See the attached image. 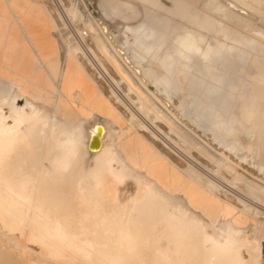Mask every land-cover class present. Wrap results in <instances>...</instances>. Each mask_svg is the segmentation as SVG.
<instances>
[{
    "label": "bare ground",
    "instance_id": "bare-ground-1",
    "mask_svg": "<svg viewBox=\"0 0 264 264\" xmlns=\"http://www.w3.org/2000/svg\"><path fill=\"white\" fill-rule=\"evenodd\" d=\"M49 1V4H60V26L55 25L49 17L48 2L45 0H5L7 6L16 11L12 18L6 20L9 31L18 38L15 47L16 44L20 46L19 40L22 41V48L27 46L26 51L43 66L48 80H35V88L29 89V86H25L28 77L20 70L15 71L16 68L11 69V75L2 71L7 74V78L4 74L0 75L1 224L11 233H27L28 241L37 244L47 256L60 260L70 259L73 264H79L77 254L83 259L81 264H130L127 259L134 254L139 242L144 248L152 246L155 259L152 264H189L184 248L192 241L195 247L204 250V264H213L216 259H228L229 264H239L241 262L233 256L238 257L241 248L253 252L246 264H261V239L256 235L248 236L245 228L232 224V220H235L244 225L254 220L253 217L247 213L235 193L224 187L220 179L217 182L201 166L192 162L193 157L181 153L178 144L169 138V133L176 135L181 144L189 147L190 152L204 155L213 161L206 155L205 149L194 142L192 136L180 134L177 128L172 127L175 118L168 117L171 113L164 108L155 93L156 90L167 100L179 92H185L187 95L184 96L192 99L203 97L190 102L193 109L191 120L201 128L197 114L205 108L208 109L206 118L212 119L217 112L216 104L223 103L212 100V91L218 85H224L226 81L233 82L244 74V69L227 66L224 62V57L233 54L241 44V37L237 36L250 31L255 37L264 40V31L251 27V19L258 16L256 9L245 0H206L198 7L201 11L198 22L203 24L202 29L215 41V48L223 57L222 65H226L225 76H220L213 69L192 71L185 66L184 60L175 56L176 50L201 48L194 46L191 38L189 40L192 43H189L188 38L177 42L169 39V47L164 41H155L149 37H133V41L129 42L132 29L124 26L121 32L116 30L119 33L114 35L115 39L123 37V41L115 46L106 35L103 37L107 44L94 32L92 38L95 48L100 52L99 56L102 54L110 64L118 77L116 79L110 76L108 67L103 63L93 61L98 58V54H95L97 51L89 47L87 49L89 45L86 44L67 45L69 40L64 35L61 40L67 51L63 58L59 51L56 58L53 52L45 53L53 42L49 39L52 37L50 30H60L61 25H65L61 17L66 16L70 20L82 17L74 3L65 6L62 0H58V3L56 0ZM197 1L178 0L177 3L187 6ZM252 1L264 5V0ZM96 5L100 9V2ZM132 7L135 8L134 5ZM90 13L87 10L89 17ZM97 13L101 21L108 19L102 10L101 14L106 19L99 11ZM92 21L85 24L81 21L84 24L82 26L93 30ZM235 26L244 31L240 32ZM99 29L105 32L103 26L100 25ZM254 44L253 40L252 48ZM256 47L258 51L254 52L251 60L253 63L259 61L257 56L261 46L258 43ZM111 51L130 72L127 71L135 76L134 79L141 86L138 87L143 91L128 82L124 67ZM127 56L133 65L139 67L140 75L129 65ZM81 60L96 69L94 74L108 87L113 101L105 96L101 89L103 85H99L87 72ZM11 64L8 68L13 66ZM152 66L157 67L156 71ZM169 68L182 75H171ZM56 77L59 78V85L55 93L53 83ZM245 77L248 86L264 82V66L260 63L253 74L248 72ZM142 79L151 82L143 83ZM174 83L176 91L170 96L166 90ZM122 84L126 85L127 93L120 91L119 86ZM204 85L206 93H198ZM130 95L136 99L133 100ZM245 103L240 109L242 115L249 116L259 111L255 101L254 106ZM185 104V100H181L178 108L182 111ZM158 105L168 115L162 113ZM121 109L128 113L127 118ZM150 115H153V119H150ZM233 116L234 112L232 115L230 113L226 122L229 123ZM95 119L102 120L107 133L100 140L101 147L92 150L93 147L90 148L88 143L86 124ZM137 121L138 125L134 124ZM157 122L168 126V134L155 125ZM226 127L224 136L231 137L233 129L228 124L225 126V122L218 128L217 134H222ZM222 138H219L220 145L224 142ZM157 142L185 160L186 166L180 167L164 156L156 147ZM249 147H239L237 150L246 151ZM227 151L229 154L235 153V143H230ZM239 161L244 162L243 159ZM214 163L217 170L221 169L217 161ZM226 170L232 172L229 166ZM203 177L208 179L206 183L202 181ZM235 177L237 180L244 179L238 173ZM71 179L74 180V187L70 190L66 184ZM127 181L132 182L135 189L129 193L125 190V194H121L119 188L125 186ZM56 185L65 187L58 188ZM71 192H76V196H69ZM221 192L233 195L231 197L235 198L236 204L223 199ZM62 194L68 197H61ZM58 199L67 200L68 203L58 204ZM223 217H228L226 223L222 222ZM72 227L80 231L89 229L92 233L102 231L103 235L94 239L72 236L69 233ZM140 228L147 230L146 237L136 234ZM236 235H242L241 242L235 239Z\"/></svg>",
    "mask_w": 264,
    "mask_h": 264
},
{
    "label": "rangeland",
    "instance_id": "rangeland-1",
    "mask_svg": "<svg viewBox=\"0 0 264 264\" xmlns=\"http://www.w3.org/2000/svg\"><path fill=\"white\" fill-rule=\"evenodd\" d=\"M48 1L45 0L46 3ZM56 1L58 3V0H56ZM62 1L65 4V6H69L72 3L76 4L78 11L82 14V17H78V18L72 19V20L67 19L66 16L65 17L63 16L64 18L61 17V19L65 23V26H67L68 23H70L71 25L73 24L75 26L74 28L78 29V30L82 29V27H84V29L87 30L88 35H89V38L87 41V45H89V46H87V49H88V47L92 48L94 50V52L95 51L98 52V50H96V48H95V43H94V40L92 38L95 36V33L97 35H100V37L105 41L106 44H107V42H106L107 40H106V38L104 39L103 35H106V37L108 39H110L111 42L115 46H118V44L123 41V37H117V39H115L116 37H114V35L116 33L121 32L124 26H135L139 22V20H141L142 15H144V12H145V8L143 6H141L140 4H138L132 0H62ZM121 1L131 2L135 6V8L141 13V16L139 18L129 20L128 23H124L120 17V12L118 10V11H114L111 14L110 18L107 20L101 21L98 13H97V15H93L92 13H90L91 17H88V19L86 21L84 20L86 18V13H87L86 8H88V4H90L93 7V9H95V10H96V4L98 2H104L106 4H109L112 8L118 9ZM204 1H206V0H198L196 4H193V5L191 4L188 6L191 7L192 11L199 16L201 11L199 10L198 7L201 6ZM245 1L256 9L257 15H258V16H254L255 18L253 17V19H251L252 24H253L251 27L258 29V30H261V31H264V14H263L264 13V5L262 6V5L254 2L252 0H245ZM49 2L47 3L49 17L55 23V25L60 26L61 21L59 20V17L56 18L54 16V14L52 12V3L49 4ZM159 2L165 7H174L178 4L177 3L178 0H159ZM53 4L56 6V13L58 16V14H59L58 6L60 8V4L58 6L55 3H53ZM260 7H262V8H260ZM148 9L151 10L150 8H148ZM152 12L154 13L155 10L153 9ZM260 14H262V15H260ZM125 15L128 18L131 17L130 12L126 13ZM81 21H83L84 24L87 21L88 22L92 21L91 25H92L93 30L92 29L88 30L87 28H85V26H82L84 24ZM94 22H96L99 27H100V25L103 26V29L105 30V32H102ZM112 28H115V30ZM236 29H238L240 32L244 31V29L239 28V27H236ZM116 30H119V32ZM50 32H52L51 35L53 38L49 37V39H51L53 42H52L51 47H49L48 49L45 50V53L48 54L50 52H53V54H55V58H56L57 52L59 51L60 56H62L61 58H63L65 56V54L60 53L58 41L53 36L54 29L50 30ZM246 33H248V34H246ZM66 35H68V33ZM242 35L246 36L249 39L254 40V42H255V44H254L255 46L253 47L254 52L258 51V48L256 47V45L258 43L260 44L261 49H264V40L261 39L262 37H258V36L255 37L254 33L251 34L250 31L249 32L245 31L244 33H242ZM251 35H252V37H251ZM11 37H12V40H11ZM119 39H120V42L118 41ZM68 40L71 41L70 39H68ZM128 40H129V42H132L133 37L129 36ZM14 41H15L14 35L9 31V28L6 27L5 30L2 32V34L0 35V49H1V51H0V53H1L0 54V75H2V76L5 75L4 77L7 78V74L11 75L10 72L12 70H15V68H16L15 71L19 72V70H20V72H22V73L24 72L23 74H25L28 77L29 80L25 81V86H27V87L29 86L28 87L29 89H34L35 86L33 85V81L39 80L41 82H44V81L48 80L46 77V74L43 71L44 68H43V66L40 65L39 61L34 59V57L31 55V53H29L28 51H25L24 48H22V51H21V49L18 46L15 47ZM69 41L66 42V44L72 45V43L70 44ZM116 41H117V43H116ZM57 47H58V51H57ZM108 48L110 49V47H108ZM97 52H95V54H98L97 55L98 58L93 60V61L95 63H98V64L103 63V65L105 67H108V71H109L110 76L117 79L118 77H117L116 73L114 74V70L111 68L110 64H108L106 62L105 57L103 58L102 54H101L102 57L99 56L100 52H98V53ZM112 54H113V52H112ZM113 55H115V54H113ZM28 56H29V58H28ZM15 57H16V59H15ZM260 57L264 58V55L261 54ZM1 58L3 60H1ZM13 58H14V60H13ZM102 58L104 59V61ZM117 58H118V62L122 65L123 63L121 62L119 57L116 56V59ZM126 60L128 61L129 65H132L133 70H135L137 72V74H139L141 72L139 67L133 65L130 62L128 56L126 57ZM97 61H99V62H97ZM15 62H17V63H15ZM26 62L28 63V65ZM82 62L86 66L87 72L93 76L95 81L99 85L100 84L103 85L101 88L103 90L102 92H104L105 96L109 99L110 98V94L108 91L109 89H108V87L106 88V85L103 84L102 80L97 79V75L94 74V70H96V69L91 67V65H86L85 64L86 62L84 60ZM224 62L227 63L226 60ZM10 64L13 66L8 68L10 66ZM14 64L15 65L17 64V65L14 66ZM35 65H37V66H35ZM20 66H21V68H20ZM225 66L222 65V63L218 64L214 70H217L219 72L220 76H225L226 75V74H224L225 73V69H224ZM231 67H233V66H231ZM91 68H93V69H91ZM124 69L126 72L128 82L130 84L133 83V87L136 88L137 90L143 91L140 88L141 86L137 82V79L136 78L134 79L135 76L132 75L131 73H129L130 71L128 69H126L125 67H124ZM152 69L154 71H156L157 67L152 66ZM169 70L171 72V75H182L181 73H175L173 69L171 71V68H169ZM2 71L7 72V74L2 72ZM183 71H182V73H183ZM185 71H186V69H185ZM233 71H234V69H233ZM249 72L253 74L254 70L252 68H250ZM190 74H192L191 71H190ZM245 74L246 73H245V69H244V74L242 76H239L233 82L226 81L224 85H218L217 88L214 91H212V94H214L213 95L214 97H212V100L216 101V102L223 101V103H221V105L216 104L217 105L216 106L217 112H216V114L213 115V118L210 120H208L206 118V113L208 110L206 108L197 114L199 117L198 119L200 120V123L202 126L201 128L197 127V122H193L191 120L192 115L190 113H191V111H193V109H192L190 102L197 101L198 99H203V97L198 96V98L192 99L189 96H184V95H187L185 92H182V93L179 92L178 95H175V97H172L171 100L170 99L167 100L164 98V96L159 95L157 93V91L155 90V93L157 96H159V99L161 100L162 105L164 106V108L166 107L171 114L168 115V113L166 111H164V109L158 105V107L160 108L162 113L167 114L170 119H171V117L175 118V120L172 123L173 124L172 127L177 128V131L180 134L192 136V139L194 140V142L196 144L202 146L205 149L206 155L209 156L210 158H212L213 161H211L207 157H204V155H199L196 152H192V151L190 152L189 147L181 144L180 140H179L180 141V143H179V141H178L179 138L177 139L176 135H175L176 136L175 137L174 134L173 135L170 133L168 134V132H169L168 126H166L164 123L157 122V123H155V125L160 127L165 134H168L169 138H171L174 142H176L178 144L180 150L182 151L181 153H183V154L185 153V155L187 154L188 156L193 157L191 159L192 162L197 163V165L199 167L201 166V169L205 170L207 172V174H209L211 177L215 178L217 180V182L220 179L219 181H221V183L224 187H226L229 191L235 193V195L238 196L237 199L244 204L243 207L247 210V213L251 217H253L254 220H251L244 225L235 221V220H232V224L235 227L245 228V232L248 234V236L253 237L254 235H256L258 238L261 239L260 249H261V253L263 256L261 258L262 260H260V263L264 264V151H263L264 150V137H262V135L264 136V91H263L264 90V86H263L264 82L258 83L256 86H253L252 84L250 86H248V82H246ZM142 82L143 83H150L151 81L149 80L147 82V80L142 79ZM53 84H54L53 85V91L56 93L57 89H58V85H59V78L58 77H56ZM122 85L119 86L120 91L122 93H127L126 85L125 84H122ZM138 86H140V87H138ZM205 88H206V86L204 85L202 89H199L198 93H200V94L206 93L207 90H205ZM225 89L230 90V92L224 91ZM233 90H241L242 92L248 93L247 97L242 101V107L244 106V102H246L245 104H247L248 106H252V105L254 106V101H255V103L257 105V110H259V111H257V113H255V114H250L249 116H248V114L242 115V113L240 111V109H242L241 102L239 100H237V97L239 98L241 96L240 94L242 92L239 91V95L235 96L232 93ZM175 91L176 90H175V83H174V84H171L170 86L167 87L166 94H169L171 96L173 94V92H175ZM260 91H261V93H259ZM258 94H260V95L258 96ZM129 97L132 98L133 100L136 99V97L134 95H130ZM185 97H187V98H185ZM183 99L185 100V103H186L184 105V109H183L185 111H183V110L181 111L178 108L179 102ZM110 100L113 101L111 98H110ZM121 111L123 112L125 118H127L128 113L122 109H121ZM233 112H234V116L232 118H230L229 123H227L226 120H227L229 114L231 113V115H232ZM248 118H250V119H248ZM150 119H153V115H150ZM224 122H225V126H227V124H228V127L233 129V134L231 137L224 136V133L226 132L227 127L222 131V134H219V133L217 134L218 128ZM134 124L138 125V121L134 122ZM86 129L88 132V143H89L90 148L92 146L93 147L92 150L99 149L102 145V142L100 140H102V138H104V135L107 133L102 120L101 119H95V120H91V121L87 122ZM220 136H222L223 137L222 139L224 140L222 145L219 144ZM95 143H97L96 146L94 145ZM230 143H235V150L236 151L233 154H229L227 151L228 146H230ZM155 144H156V147L159 149V151L161 153H163L164 156L169 157L175 164H177L180 167L186 166L185 160L180 158V156H177L175 153L170 152L169 150H167L165 147H163L158 142ZM249 144H251V145H249ZM252 145L254 146V150H252L253 149ZM238 146L239 147L250 146V147H249V150L238 151L237 150L239 148ZM90 148H89V150L92 152V150ZM202 157H203V159H202ZM240 159H243L244 162H240L239 161ZM214 161H217L219 163V165L221 166V169L217 170L218 167L214 163ZM228 166L232 169V172L231 171L228 172V170H226V167H228ZM236 173L242 175V177L244 179L237 180L235 177ZM207 180L208 179H206L204 177L202 178V181L205 183L207 182ZM67 182H68V184H66V187H68L70 190L73 189L74 180L71 179ZM249 183L251 185H249ZM56 187L61 188V187H65V186L56 185ZM134 189H135V187H134L133 183L129 182V181H127L125 186H122V187L120 186V188H119L121 194H125V192L127 190H128L127 191L128 193H129V191L132 192V191H134ZM255 189H257V190H255ZM71 195L76 196V192H71V194L69 196H71ZM220 195L223 199H225V200H227L233 204L234 203L236 204V202H237L235 200V198L231 197L233 195L225 194L223 192H221ZM61 197L66 198L68 196L65 194H62ZM242 199H244V200H242ZM58 200H56V201H58ZM58 202H59L58 204H63V205L68 203L67 200H59ZM251 203H253V204H251ZM227 220H228V217L222 218V222H224V223H226ZM255 221H257V222H255ZM210 231H212V230L210 229ZM69 233L72 236H78L81 238L88 237L90 239H94L96 237L100 238L103 235L102 231H97V232L92 233L91 230H89V229L80 231L79 229L73 228V227L71 229H69ZM87 234H88V236H87ZM136 234L139 237H146L148 235V232L146 229L140 228ZM20 235H21V237H20ZM236 236L237 237H235V239L238 242H241L242 235H236ZM93 242H95V241H93ZM137 246H138V248L134 251V254L127 259L128 262L130 264H152V262L155 260L154 256H153L154 250H153L152 246H150L149 248H144L143 244L140 242L137 244ZM0 253H1L0 254V264H12V263L13 264H21V263L22 264H73L70 259H61L60 260V259H55V258H51V257L47 256L45 254L44 250H40V247L37 244L31 243L28 241V234L27 233H22V234L11 233L7 230V228L4 225L1 224V222H0ZM184 253H185V257L188 260L189 264H204V262L206 260V257L204 256V250H202L201 248L195 247V242H193V241L191 242V244L189 246H185ZM252 254H253L252 251H250V250L246 251L245 248H241V251L239 252L238 257H236V255H234L233 257L235 259H238L241 262L239 264H246L250 259V255H252ZM77 256H78L77 261L79 264H81V262H83V259H82L80 254H77ZM10 257H12V258H10ZM242 258H244V259H242ZM6 259H8V260H6ZM22 260L24 262H22ZM41 260H43L42 261L43 263L41 262ZM213 264H229V260L228 259H216Z\"/></svg>",
    "mask_w": 264,
    "mask_h": 264
},
{
    "label": "crops",
    "instance_id": "crops-1",
    "mask_svg": "<svg viewBox=\"0 0 264 264\" xmlns=\"http://www.w3.org/2000/svg\"><path fill=\"white\" fill-rule=\"evenodd\" d=\"M3 1L0 0V33L1 34L7 27V22H6L7 18L8 17L12 18V16L15 15L16 13L14 9H11L7 6L5 0ZM132 1H135L136 3L143 6L145 8V12L144 15H142L141 20H139V22L135 26H128L131 27L132 29L130 31V36L149 37V39L155 41L161 40L165 42V45L167 47H169V39L172 42H177L180 39L188 38L189 43H192V41L189 40V38H191L193 40V45L194 46L198 45L201 48L197 50H190V49L176 50L175 56L184 60L185 66L192 71H204L207 69L214 70L218 64L222 63L223 57L221 56L220 51L215 48L216 46L215 41L212 39L211 35L206 32V30L202 29L203 24L198 22V15L192 11L191 7L182 4H178L174 7H165L159 2V0H132ZM126 2L127 1L120 2V7H118V9L112 8L109 4H106L104 2H100V9L99 6L96 5L98 6V10L97 7L96 10L97 12L99 11L100 14H101V10L105 12L106 16L109 19L114 11L119 10L120 12L123 8V11H121L120 13V17L122 21L124 20L126 23H128L129 21L128 19L131 20L132 17L133 19L139 18L141 16V13L136 8L132 7L133 4L131 2H127L128 4ZM148 8H150L151 10H149ZM153 9L155 10L154 13L152 12ZM128 10L130 11L132 17L129 18L126 17L125 14L126 12L127 13L129 12ZM147 16L150 17L149 18L150 20L146 18ZM237 37H241L239 39L241 44L237 46V49L234 50L235 52L233 51V54L231 53L230 55H226L224 57V59L227 61L226 64L230 66L234 65V67L236 66L239 69H245V73H248L250 68L256 70V66H260V63L264 65V58L260 57L261 54L264 55V49L259 50V54L257 56L259 58V61H257V63H253L251 61L252 58L254 57V50L252 48L253 40L247 38L246 36H243L242 34H240ZM16 40H18L17 37H15L14 42H17ZM210 40H212V43H210L211 42ZM21 43L22 41L20 42L19 40L20 46L16 44V46H18L20 49H22L23 46L22 44H24ZM24 50L25 51L28 50L26 45H24ZM57 51H58V47H57ZM206 59H211V60L207 61ZM224 91L230 92V90L228 89H225ZM239 91L241 90H233L232 93L233 95L237 96L239 95ZM240 95L241 96L239 98L237 97V100L241 102V107H242V101L247 97L248 93L242 92Z\"/></svg>",
    "mask_w": 264,
    "mask_h": 264
},
{
    "label": "built area",
    "instance_id": "built-area-1",
    "mask_svg": "<svg viewBox=\"0 0 264 264\" xmlns=\"http://www.w3.org/2000/svg\"><path fill=\"white\" fill-rule=\"evenodd\" d=\"M87 10H89L91 13L92 11L89 9V7L86 9V12ZM52 12L54 14V16L57 18V13H56V6L52 3ZM93 14V13H92ZM89 17V15H87L86 13V18L84 20H87ZM69 25V26H68ZM67 26L65 25H61V28L60 30H58L57 28H54V33H53V36L55 37V39L58 41V45H59V50L60 52L63 54L66 53V47L63 43V41H61V37L64 35L67 39H70L71 43L74 45V44H78L80 43L82 46H84L85 44L87 45V41H88V38H89V35H88V32L86 29H84V27H82V29H75L74 25L68 23ZM67 27V28H66ZM78 31V32H77ZM80 31V32H79ZM68 33V35H66Z\"/></svg>",
    "mask_w": 264,
    "mask_h": 264
},
{
    "label": "water",
    "instance_id": "water-1",
    "mask_svg": "<svg viewBox=\"0 0 264 264\" xmlns=\"http://www.w3.org/2000/svg\"><path fill=\"white\" fill-rule=\"evenodd\" d=\"M88 7L92 11L93 15H97V11L93 9V7L90 4H88Z\"/></svg>",
    "mask_w": 264,
    "mask_h": 264
}]
</instances>
